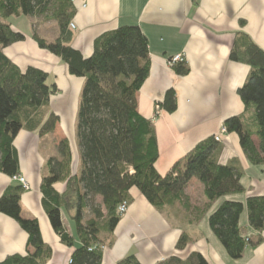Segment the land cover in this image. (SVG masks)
<instances>
[{"label": "trees", "instance_id": "obj_1", "mask_svg": "<svg viewBox=\"0 0 264 264\" xmlns=\"http://www.w3.org/2000/svg\"><path fill=\"white\" fill-rule=\"evenodd\" d=\"M75 11L72 0H0V173L11 178L19 174L13 141L20 129L37 130L42 136L51 133L58 121L49 107V98L57 89L48 84V72L36 66L22 70L4 53L5 48L26 38L7 21L9 17L43 16L56 22V38L47 40L35 32L31 38L59 57L69 74L83 78V85L75 124L79 170L71 174L69 144L61 140L57 146L59 157L48 159V172L41 179L42 203L60 241L72 247L70 264H101L105 249L102 235L114 231L121 218L118 207L123 202L130 204L132 188L162 211L178 202L189 206L184 190L195 178L203 185L205 197L203 208L196 211L204 213L218 199L243 192V173L236 160L219 163L220 143L209 137L168 173L160 174L155 167L159 151L153 120L137 108V92L150 71L147 36L138 25H122L96 37L92 53L84 57L71 45L73 31L69 24ZM229 56L249 65L250 70L238 89L244 111L225 119L224 126L228 133L236 134L252 164L264 165V51L241 33ZM172 68L178 75L188 73L185 62ZM159 104L161 109L173 112L177 106L175 91L168 89ZM59 181L66 183L62 192L54 187ZM22 191L21 184L10 185L0 196V213L14 219L27 233L26 253L8 255L0 264H47L52 248L43 241L38 220L22 217ZM62 209H75V235L66 230ZM244 211L251 228L264 230V195L250 196L245 202L223 200L208 215L211 232L232 259L241 258L248 244L240 225ZM201 217L198 213L196 219ZM187 238L186 234L180 236L177 249L184 248ZM115 264L140 262L128 254ZM156 264H207V260L191 251Z\"/></svg>", "mask_w": 264, "mask_h": 264}, {"label": "crops", "instance_id": "obj_2", "mask_svg": "<svg viewBox=\"0 0 264 264\" xmlns=\"http://www.w3.org/2000/svg\"><path fill=\"white\" fill-rule=\"evenodd\" d=\"M72 23L71 45L84 57L92 53L96 37L119 26L138 25L147 36L150 71L137 92V108L141 115L153 120L159 151L155 167L162 175L200 141L217 134L225 119L244 111L238 89L243 86L250 66L230 58L235 40L244 33L264 51V0H86L85 6L76 4ZM11 25L26 38L5 48L4 53L22 70L36 66L48 72V84L57 89L49 98L50 110L58 117L54 130L41 136L37 130L24 127L13 141L19 174L29 185L20 195L21 215L38 220L42 239L52 248L47 264H70L72 247L63 244L53 230L42 203L40 183L48 172V159L59 157L57 146L63 139L68 141L71 151V174L79 170L75 124L83 78L69 74L59 57L40 48L31 38L32 28L23 31L20 26ZM54 34L56 38L57 28ZM180 53L188 67L185 75H178L167 63ZM168 89L175 91L176 109H161L155 117V102ZM253 140L257 142L255 137ZM219 143L218 161H237L243 173V192L218 199L204 213L199 211L202 217L196 219L198 214L191 204L197 200L196 206H204L205 197L203 185L195 178L184 190L189 206L181 204L162 211L153 207L137 188H132L133 199L127 212L112 233L102 235L105 249L101 264H115L128 254H133L140 264H156L191 251L201 253L207 264H264V230L250 227L246 211L240 225L248 244L239 259L227 255L209 228L208 215L223 200L245 202L250 196L264 195V165L252 164L247 159L234 133L227 132ZM16 183L0 173V196ZM65 184L59 181L54 187L62 192ZM195 190L197 199H193ZM175 211L181 218L172 214ZM74 214L75 209L61 211L63 224L71 235H75ZM182 234L188 238L180 250L176 246ZM27 238L14 219L0 213V260L11 254H25ZM75 244H79L78 239Z\"/></svg>", "mask_w": 264, "mask_h": 264}, {"label": "rangeland", "instance_id": "obj_3", "mask_svg": "<svg viewBox=\"0 0 264 264\" xmlns=\"http://www.w3.org/2000/svg\"><path fill=\"white\" fill-rule=\"evenodd\" d=\"M8 22H11L13 24H15L16 26H20V28L23 31H32L35 32L38 36H41L47 40H52L55 39L54 37V31L57 28L56 22L54 20L48 19V18H44L43 16L41 17H28V16H12L9 17L7 19ZM169 66V65H168ZM172 67V66H169ZM193 199H197L198 196V192L197 190H195L193 192ZM198 203V201H194V203H192L191 205L193 206V211H196V208H203V205L201 206H196V204ZM179 206L181 205L180 202L177 203ZM175 208L177 207V205H173ZM127 212V211H126ZM191 215H193V212H190ZM196 214H198L197 212H195ZM172 214L175 216L177 215L178 217H180V214L178 211L172 212ZM181 218V217H180ZM185 224V223H184Z\"/></svg>", "mask_w": 264, "mask_h": 264}, {"label": "built area", "instance_id": "obj_4", "mask_svg": "<svg viewBox=\"0 0 264 264\" xmlns=\"http://www.w3.org/2000/svg\"><path fill=\"white\" fill-rule=\"evenodd\" d=\"M72 2L74 4H80V6L86 5V0H72ZM69 25H70L71 29L74 28V24L72 22H70ZM184 62H185V57L182 53H180V54H176V55L172 56L171 58H169L167 63L169 66H173L175 64L184 63ZM154 106H155V117H156V116H158L159 112L161 111V107H160L158 100L155 102ZM226 133H227V130H226L225 126L223 125L220 127L219 132L213 136V139L216 142H220L222 136ZM12 179L14 181H16L17 183L21 184L23 189H29V185H28L27 180L25 179L24 176L17 174L15 176H13ZM127 208H128V205L125 202L120 204L118 207L119 215L122 216L127 211Z\"/></svg>", "mask_w": 264, "mask_h": 264}]
</instances>
